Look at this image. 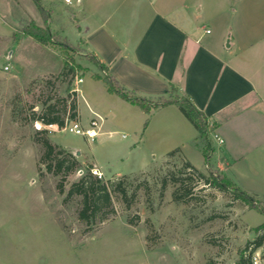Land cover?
<instances>
[{
	"label": "rangeland",
	"instance_id": "obj_1",
	"mask_svg": "<svg viewBox=\"0 0 264 264\" xmlns=\"http://www.w3.org/2000/svg\"><path fill=\"white\" fill-rule=\"evenodd\" d=\"M39 1L51 12V30L77 47L66 57L59 47L40 45L21 34L22 19L46 27L34 0H0V264H237L247 245L253 247L264 215L183 169L190 162L185 154L189 152L190 163L209 176L204 144L198 141L201 150L188 149L181 125L166 131L168 127L156 124L164 131L158 138L154 129L146 130L149 116L136 133L130 124L108 117L90 143L68 131L47 132L54 144L76 158L79 169L67 177L65 194L57 188L60 177L43 166L44 174H39L43 148L35 141L33 114L47 113L54 105L55 114L63 117L65 103L69 107L74 100V120L80 112L82 126H89L94 115L90 100L79 97L84 85L78 80L99 72L79 42L77 0ZM65 59L74 73L62 76ZM214 143L217 153L220 145ZM216 153L212 170L230 178L223 157ZM95 164L106 175L103 180L123 179L128 201L114 194V214L88 225L78 219L80 198L63 200L71 184L89 166L97 168ZM181 171L180 176L192 178L186 180L192 195L176 202L177 185L168 179L164 188L162 181ZM232 181L251 195H264L263 185ZM256 261L264 264V245L254 251L252 264Z\"/></svg>",
	"mask_w": 264,
	"mask_h": 264
},
{
	"label": "crops",
	"instance_id": "obj_2",
	"mask_svg": "<svg viewBox=\"0 0 264 264\" xmlns=\"http://www.w3.org/2000/svg\"><path fill=\"white\" fill-rule=\"evenodd\" d=\"M77 5L79 42L88 52L143 96L159 98L175 88L189 98L224 139L215 153L230 178L264 186V0H77ZM102 84L90 73L79 87L90 112L102 118L101 129L112 117L136 133L149 116L146 130L154 129L158 138L164 131L156 124L166 131L181 125L184 145L201 150L195 141L199 130L178 105L147 115L119 102Z\"/></svg>",
	"mask_w": 264,
	"mask_h": 264
},
{
	"label": "trees",
	"instance_id": "obj_3",
	"mask_svg": "<svg viewBox=\"0 0 264 264\" xmlns=\"http://www.w3.org/2000/svg\"><path fill=\"white\" fill-rule=\"evenodd\" d=\"M34 2L41 13L46 27L37 25L33 20L22 19L20 21V33L31 37L40 45L57 46L62 50L64 56L69 57V53L74 52L77 46L70 43L67 39H60L61 36L51 30L49 26L52 18L51 12L45 9L39 0H34ZM88 57L99 69L98 73L91 76L93 80L102 81L110 94L116 95L128 103L138 106L147 115H150L154 110L168 105H178L187 120L200 132L199 136L195 138V141L204 144L203 153L207 170H209V176L200 172L190 162H186L183 169L196 174L200 179L204 180L206 184L222 192L229 193L234 200L241 201L249 209L264 215V195H262V198H258L257 195H251L238 187L228 176L212 170L211 167L213 165L211 161L215 153L212 140L214 125L208 122L207 116L201 112L189 98L179 96L175 88H171L167 96L159 98L143 96L136 90L126 88L94 54L90 53ZM70 59L73 61L72 57ZM69 61L70 60L65 59V66L61 73L62 76L74 73L73 69L69 70ZM171 92L177 93L178 96L170 98L169 95ZM55 113V106L49 105L47 107V113L42 115L34 113L32 119L34 121H42L44 124H57L62 126L67 118L74 120L78 117L77 103L73 100L69 107L67 103H65L63 117ZM46 133V131H36L35 134V141L43 148V153L39 160V174H44V170L41 168V166H43L45 172L60 177L57 188L60 194H65L67 177L79 169V162L70 152L54 144L46 136ZM179 150L180 149L174 150L168 155H173ZM91 168L92 166H89L88 172L78 181L71 184L63 200L64 203H68L73 197H79L80 207L78 210V219L88 225L96 223L97 221L103 222L108 220L109 216L114 214V194L120 195L123 201H128V194L125 187L126 183L123 179L105 181L92 174ZM182 173L183 171L178 174L172 173L164 177L162 181L164 188L168 184V179H171L173 184L177 185L173 192V197L176 202H180L192 195L191 184H186V180L192 178L180 176ZM256 232L258 233V237L254 241L253 247L249 249L250 246L249 244L247 245L245 250L241 253L237 264H252V255L254 251L264 245V223L256 228ZM261 232L263 233L261 234Z\"/></svg>",
	"mask_w": 264,
	"mask_h": 264
},
{
	"label": "built area",
	"instance_id": "obj_4",
	"mask_svg": "<svg viewBox=\"0 0 264 264\" xmlns=\"http://www.w3.org/2000/svg\"><path fill=\"white\" fill-rule=\"evenodd\" d=\"M67 3H71L72 0H66ZM209 32V31H208ZM83 80L79 79L78 83H82ZM78 91V90H77ZM101 121L102 118L100 116H95L89 126L84 127L82 126L80 120H69L66 119L64 125L59 126L57 124H44L42 121H35L34 126L37 131H46V132H60V131H68L71 133H75L78 135H81L87 139V141L94 142L95 139L99 136L100 134V129H101ZM212 140L217 142L218 145L222 146L224 144V139L220 137L217 133H212ZM92 173L97 176L98 178L103 179L104 175L103 173L98 169V168H93ZM258 262H254V264H257Z\"/></svg>",
	"mask_w": 264,
	"mask_h": 264
},
{
	"label": "water",
	"instance_id": "obj_5",
	"mask_svg": "<svg viewBox=\"0 0 264 264\" xmlns=\"http://www.w3.org/2000/svg\"><path fill=\"white\" fill-rule=\"evenodd\" d=\"M77 155H79V152H77Z\"/></svg>",
	"mask_w": 264,
	"mask_h": 264
}]
</instances>
